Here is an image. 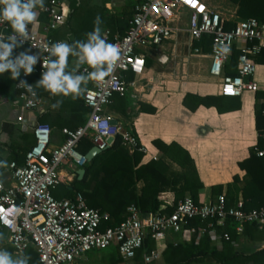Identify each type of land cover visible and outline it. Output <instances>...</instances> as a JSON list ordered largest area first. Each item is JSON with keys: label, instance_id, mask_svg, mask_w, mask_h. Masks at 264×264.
Instances as JSON below:
<instances>
[{"label": "built area", "instance_id": "2783aa9c", "mask_svg": "<svg viewBox=\"0 0 264 264\" xmlns=\"http://www.w3.org/2000/svg\"><path fill=\"white\" fill-rule=\"evenodd\" d=\"M64 1L48 0L43 8L37 6L34 10L38 15L44 14L46 21L40 30H34L33 23L28 24L27 37L15 33L9 22H0V43L14 44L38 55L35 71L44 72L50 57L54 56L51 54L52 45L64 42L49 34L65 22ZM132 1V15L124 34L109 36L105 32L101 35V39L114 45L119 53L114 70L103 81L97 83L89 79L90 66L81 62V52L76 55L79 65L75 73L84 74L88 82L81 90L83 103L89 108L85 122L75 128L62 127L63 141L53 144L50 126L33 121L29 126L33 143L25 151L24 163H9L13 184L7 188L0 186V215L7 213V219L12 223L9 227L0 219V228L8 232L11 255L19 256L32 245L37 253V264H76L90 250L113 246L123 260H131L147 238L152 246L142 254V258L148 263L160 259L167 234L181 231L189 219L198 218L205 222L204 226H190L189 230L198 234L213 232L215 225H224L228 218L236 222L237 233L242 232L245 223H256L259 228L264 225V201L258 207L245 209L242 197L229 204L224 194L198 203L189 195L175 204L160 198V206L155 212H143L135 204H129L125 217L118 224L105 228L101 227V223L107 219V213L102 214L98 209L89 207L80 192L73 198L58 199L53 196L52 189L61 182L59 165L67 163L80 168L87 161L85 154L78 149L83 136H89L92 146L99 150L110 146L119 135L129 151H146L139 144L136 134L118 122L112 124V117L105 112L113 96L127 95L131 83L125 78L126 73L139 75L145 70V57L140 49L174 40L183 32L188 35L190 44L200 41L203 35H209V73L220 79V94L240 97L246 92L259 90L254 73L257 66L255 58L264 50L263 20L238 18L235 12L226 15L210 8L203 0ZM3 7L0 4V10ZM228 22L232 25L227 28L225 25ZM12 36L14 40L10 39ZM233 49H237L239 54L236 73L230 75L224 72V67ZM192 50L198 52L200 46H193ZM3 51L0 48V52ZM8 58L14 62L17 55L12 53ZM158 60L166 63L168 58L160 55ZM27 75L25 71L21 72L15 82L17 95L13 105L18 110L16 120L21 123L26 122L25 112H35L41 107V98L33 84L27 81ZM29 86L32 91H29ZM261 110L264 114V96ZM109 138L113 139L111 143ZM259 138L260 142L253 145V150L262 157L264 128ZM166 207L173 209L168 213L164 211ZM221 238L229 240V234L223 232ZM0 252L6 250L0 246Z\"/></svg>", "mask_w": 264, "mask_h": 264}, {"label": "crops", "instance_id": "0c3cea01", "mask_svg": "<svg viewBox=\"0 0 264 264\" xmlns=\"http://www.w3.org/2000/svg\"><path fill=\"white\" fill-rule=\"evenodd\" d=\"M89 1L76 0L73 12L78 11L79 14L83 12L79 20L69 14L71 2L65 0L63 7L66 12L65 22L49 34L68 44L73 31L85 32L94 25L97 16H102L109 20L116 18V23L113 24L112 29L105 24L99 26L101 35L105 32H108L109 36L120 35L119 32L126 24H122L118 19L126 20L128 15L132 14L133 1L100 0L86 9V2ZM47 2L48 0H44V4ZM234 6L236 8V5ZM235 11L236 9L232 12ZM45 21L46 16L39 14L37 22L32 24L33 29L40 30ZM88 38V35H83L84 40ZM194 42L190 44L188 35L183 32L179 33L174 40H166L160 45L140 49L145 57V70L139 75L132 74L130 79L126 78L127 74L125 75L131 85L128 86L127 95L120 96L124 98V108L105 112L123 128L126 130L130 128L137 135L139 144L146 150L142 152V162L157 159L160 156V151L153 144L155 139L166 144L175 142L185 149L192 158L202 183V187L198 190L200 202L217 195L211 193V186L215 184L224 186L230 184L235 188H240L244 184L246 171L240 167L239 163L249 157L253 145L258 142L255 108L257 104H261L262 97L257 98V92H246L235 100L221 95L220 79L209 73L210 51H203L201 45H194ZM193 46H200V51L194 52ZM12 53L17 55L16 61L12 62L9 58L8 60L15 65H21L19 64L21 57L24 61L23 66H28V62L21 54L33 55L14 44L11 48ZM160 55H166L168 61L160 63L158 60ZM35 56L37 61L31 65L32 72L28 73L27 81L33 84L38 97L41 98V107L35 112H25V123L16 120L18 110L13 105L17 95L15 82L21 73L15 78L12 76L11 69L0 73V186L2 188L13 184L9 163L23 160L20 156L22 152L20 151L19 155L15 152L21 137L27 134L30 146L33 143V135L29 126L33 121H37L40 114L52 108L50 92L43 86H37V82L43 77L36 75L35 68L38 66L39 57ZM57 60L58 57L54 55L51 62ZM78 65L74 55L68 56L64 74L73 77L83 76L87 80L84 74L75 73ZM47 71L48 68L45 73ZM254 79L259 85L258 91H264V63H257ZM87 85L88 82L86 84L82 82L81 90ZM192 95L215 97L220 104L218 107L220 109L216 105L201 104L194 107ZM185 98L189 105L184 104ZM61 128H55L51 132L53 144H60L63 141ZM165 160L171 170L180 169L177 163L168 158ZM64 164L67 167L59 168L60 178L62 183L69 184L77 176L76 170L79 167ZM223 191H225L224 188ZM238 197H242L240 190H237L232 202ZM158 198L159 202L160 198L174 202L172 191H163L159 193ZM209 234L216 245L220 236L221 243V234L216 232V227ZM170 235L171 233L167 234L166 240ZM0 246H3L5 250L10 248L8 232L2 229H0Z\"/></svg>", "mask_w": 264, "mask_h": 264}, {"label": "trees", "instance_id": "16d2710c", "mask_svg": "<svg viewBox=\"0 0 264 264\" xmlns=\"http://www.w3.org/2000/svg\"><path fill=\"white\" fill-rule=\"evenodd\" d=\"M236 5V16L238 18L256 17L264 21V0H228ZM71 2V16L75 13L74 4L76 0ZM132 15V14H131ZM118 19L122 24H126L122 28L120 35L124 34L128 28V21ZM102 23L107 27H111L116 23V18L111 20L99 16ZM127 17V16H126ZM231 22L226 23V27H230ZM95 25L85 30L73 31V36L68 41V45L72 48V52L68 56L76 57L80 51V43H88L83 39V35L93 32ZM101 38V31H100ZM200 43V44H199ZM211 39L209 35H203L200 41H195L194 45H201L203 51H210ZM239 51L233 49L229 62L224 67L226 74L233 75L236 73V64ZM21 60H23L20 57ZM257 63H264V50L255 58ZM19 73L27 66L16 65ZM103 69H107L106 64ZM91 72L95 71L90 67ZM45 71L36 75L43 77ZM126 78L130 79L132 73H126ZM51 95L52 108L40 114L37 121L45 122L50 126L51 132L55 128L67 126L75 128L83 124L86 120L89 108L86 107L82 100V95L64 96ZM264 91H257V98L263 97ZM194 107L199 105H216L220 107L218 100L212 96L192 95ZM60 101L59 105L54 109L53 105ZM184 104L189 105L184 99ZM125 101L123 97L113 96L112 102L108 104L106 112H112L116 109H123ZM220 109V108H218ZM264 128V114L261 110V104H257L255 108V129L258 132V142H260L259 134ZM132 134H135L130 128H127ZM29 136L27 134L21 137L19 146L15 148V152L19 155L22 152L23 160L16 162L17 165L24 163V154L28 149ZM153 144L160 151L157 159H151L142 162L143 153L137 149L129 151L123 145L121 137L117 135L110 146L101 150L94 155L89 161L82 166L84 174L81 179L77 176L69 184H64L65 193L63 196L53 195L55 198L69 197L73 198L77 192H80L86 202L91 207L98 209L102 214L107 213V219L103 220L101 227L114 226L118 224L124 217L126 208L129 204H135L143 212H155L160 206L159 193L163 191H172L174 195V204L189 195L193 200L199 202V188L202 183L198 177L193 160L188 152L179 144L171 142L166 144L159 139L153 140ZM92 147L89 136H83L78 144V149L85 154ZM165 158L177 163L179 170H171ZM240 167L245 169L246 178L244 184L240 188L232 187L230 184L225 186L215 184L211 186L212 194L224 193L227 202L230 204L236 195L237 190L241 191L244 199V208L250 209L258 207L264 201V156L259 157L255 154L253 148L249 157L239 163ZM223 188L225 191H223ZM172 207H166L165 212H171ZM198 218L189 219L183 225L181 231L171 233L165 242V246L161 252L159 260L144 262L142 254L147 251L152 242L146 238L145 244L131 260H123L114 247L115 256L111 259V264H257L264 262V246L257 243L264 242V225L259 228L256 223H245L241 233L235 231L236 222L228 218L224 226L215 225L216 232L222 234L227 232L229 240L222 238L221 246H217L211 238L209 232L198 234L196 231L191 232L190 226H204ZM2 229V228H0ZM4 230V229H2ZM241 246H240V245ZM11 249H7L10 253ZM16 262L23 264H37V253L32 245L17 256Z\"/></svg>", "mask_w": 264, "mask_h": 264}, {"label": "clouds", "instance_id": "9594fccd", "mask_svg": "<svg viewBox=\"0 0 264 264\" xmlns=\"http://www.w3.org/2000/svg\"><path fill=\"white\" fill-rule=\"evenodd\" d=\"M0 4L4 5L0 10V22L7 21L11 24V27L15 33H18L22 37H27V25L34 23L37 19L38 13L34 10L37 6L44 7V0H0ZM102 23L100 17L97 16L94 21V30L88 34L89 42L84 44L77 42L80 47L81 62H86L90 67L96 69L89 74V79L100 83L104 77L109 75L114 70L115 62L118 58L117 48L109 43H106L100 38V27ZM10 39L14 40L12 36ZM0 48L4 51L0 52V73L11 69L13 78L19 76L17 66L13 64L8 57L11 54L12 45L0 43ZM72 52V48L66 42H57L51 47V54L58 57L57 61L50 62L47 65L48 71L43 75V78L37 82V86H43V88L50 92L52 95L68 96L70 94L79 96L81 94L80 85L82 82L85 84L87 80L83 76L73 77L71 75L64 74V68L67 63V57ZM24 60H27L28 66L25 68V73L32 72V64H35L37 57L35 55L21 54ZM24 61L20 60L19 64L23 65ZM107 64V69H103V65ZM29 91H32L29 86ZM61 103L57 101L53 107H57ZM7 213L0 215V219L11 227V221L7 219ZM0 264H23V262H14L10 258V254L7 252H0Z\"/></svg>", "mask_w": 264, "mask_h": 264}, {"label": "rangeland", "instance_id": "374dc122", "mask_svg": "<svg viewBox=\"0 0 264 264\" xmlns=\"http://www.w3.org/2000/svg\"><path fill=\"white\" fill-rule=\"evenodd\" d=\"M99 1L100 0H90L89 2H86V5H85L86 9L87 8L88 9L91 8L92 5H93L92 3L97 4ZM203 1L210 8L219 10L221 13L226 14V15L227 14H230V12H232V11H234L236 9L235 6H234L235 4L229 2L228 0H203ZM73 16L76 17V18H78V19L80 17V19H81L82 16H83V12H81V14H79V12L77 11V12H75L73 14ZM46 70L47 69H45L44 71H46ZM237 98L238 97H232L231 100L232 99L235 100ZM66 167L67 166H65L64 163H61L59 165V168H65L66 169ZM64 193H65V186L62 183L56 185V187L52 189V194L53 195L63 196ZM219 237H218V240H217V246L220 247L221 246V243H220V238ZM257 244L259 246H262V247L264 246V242H261V243L259 242ZM7 249H6V251H7ZM8 254H10V253H8ZM115 254L116 253L114 251V247L113 246H110V247H107V248H104V249H99V250H97V249L90 250V251L86 252L84 258H82L81 260L77 261L76 264H111L110 261L115 256ZM10 258L14 262H16L17 256H14V255H11L10 254Z\"/></svg>", "mask_w": 264, "mask_h": 264}, {"label": "water", "instance_id": "95a60500", "mask_svg": "<svg viewBox=\"0 0 264 264\" xmlns=\"http://www.w3.org/2000/svg\"><path fill=\"white\" fill-rule=\"evenodd\" d=\"M52 57L53 56H51L50 57V61H49V63L51 62V60H52ZM111 123L112 124H114V123H116V120L115 119H112L111 120ZM113 141V139L112 138H109L108 139V142L109 143H111ZM99 152H101V150H99L98 148H96L95 146H92L86 153H85V158H86V160L87 161H89L94 155H96L97 153H99ZM84 168L83 167H80V168H78L77 170H76V173H77V179H81L82 178V176H83V174H84Z\"/></svg>", "mask_w": 264, "mask_h": 264}]
</instances>
